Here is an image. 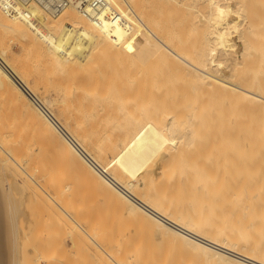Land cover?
<instances>
[{
  "label": "bare ground",
  "instance_id": "obj_1",
  "mask_svg": "<svg viewBox=\"0 0 264 264\" xmlns=\"http://www.w3.org/2000/svg\"><path fill=\"white\" fill-rule=\"evenodd\" d=\"M106 1L101 25L74 4L0 5V264H27L43 229L66 262L59 225L97 264H264V0ZM233 208L250 215L236 232Z\"/></svg>",
  "mask_w": 264,
  "mask_h": 264
},
{
  "label": "rangeland",
  "instance_id": "obj_2",
  "mask_svg": "<svg viewBox=\"0 0 264 264\" xmlns=\"http://www.w3.org/2000/svg\"><path fill=\"white\" fill-rule=\"evenodd\" d=\"M251 2L253 1V3H255L256 2V0H250ZM247 2L249 3V0H247ZM250 2V3H251ZM244 32H246V31H244ZM192 33V32H191ZM196 33V32H195ZM195 33H193V34H195ZM198 33L199 34H201L200 33V30L198 31ZM187 34L190 36V37H194V36H196V34L195 35H193V34H191L190 35V32L188 33L187 32ZM199 34H197V35H199ZM193 35V36H192ZM189 36H187V37H189ZM190 37H189V39H190ZM201 37V36H200ZM186 39V38H185ZM198 39V38H197ZM191 40H193L192 38H191ZM199 41H200V38L198 39ZM256 40H257V38H256ZM255 40V41H256ZM258 40H260V39H258ZM257 40V43H255L254 41L251 43V44H258V43H260L259 41ZM186 44H187V42L186 41H184ZM191 41L189 40V42H188V48H190V43ZM190 43V44H189ZM197 43V44H196ZM199 42H197V40H196V42H195V40L193 41V44H196V46L197 45H199L198 44ZM192 44V45H193ZM259 45V44H258ZM195 46V45H194ZM260 46V45H259ZM259 46H252L250 49H251V53H254L255 52V54H251L252 56V59H253V61L251 60H249V59H245V58H247V56H248V51H249V54H250V49L249 50H245V52H247L246 53V55H245V57L244 58H242V60L244 59V60H246L245 62H247L248 63V65H249V63L250 64H252V62H254V61H256L257 59H254V58H258L259 57V54H258V52H257V50L256 49H259L260 50V48H261V46H262V43H261V46L259 47ZM254 47H257L255 50H252ZM12 48H13V51H15V52H17V53H20L21 52V50H20V47L17 45V44H13L12 45ZM263 48V47H262ZM187 50H190V49H187ZM191 50H192V52L194 53L195 51H196V49H194L195 51H193V48H191ZM261 51V50H260ZM256 52H257V54H256ZM235 55V56H234ZM254 55H256V56H254ZM232 56H234V58L233 59H231V60H233L234 62L236 61V60H238V61H240L241 60V58H240V60H239V58H237V54H234L233 53V55ZM237 59H236V58ZM232 58V57H231ZM235 59V60H234ZM230 60V61H231ZM243 60V61H244ZM249 60V61H248ZM233 61H231V63L233 64ZM238 67H241V66H238ZM243 68V66L239 69V68H236V69H238L236 72H237V74L236 75H238V74H241L243 71H247V70H244V68ZM246 69V68H245ZM243 70V71H242ZM238 71H239V73H238ZM240 71H242L241 73H240ZM246 73V72H245ZM242 74H244V73H242ZM239 76V75H238ZM221 92V91H220ZM222 93V92H221ZM220 93V94H221ZM222 95V97H223V95L224 94H221ZM221 95H220V98L222 99V97H221ZM227 96V95H226ZM226 96L224 95V98H226ZM229 98V96L227 97V99ZM226 99V107H229V106H233V107H230L229 109L230 110H232L233 111V109H234V107H235V102L233 101V99L231 100L230 98L227 100ZM224 101H225V99H224ZM232 102H234L232 105L230 104V103H232ZM3 101H1L0 100V108L1 109H4V107L5 106H2V105H4L5 103H3ZM224 103V104H225ZM253 107H256L255 106V104H250V103H247V104H245V105H240L239 107H237V112H241L242 113V111L245 109V111H246V109H247V112L246 113H249V114H251V113H253L254 111L252 110L253 108H252V106ZM251 106V107H250ZM263 108V107H262ZM261 108V109H262ZM253 111V112H251V110ZM228 110V109H227ZM225 111V110H224ZM227 112V111H226ZM245 113V112H244ZM228 114V113H227ZM226 114V115H227ZM229 114H231V113H229ZM248 114V115H249ZM255 114V113H254ZM259 114H261V113H259ZM232 115H236L235 113H233ZM247 115V114H246ZM252 115V114H251ZM262 115H264V109H263V112H262ZM250 116V115H249ZM195 157V156H194ZM188 158V157H187ZM186 158V159H187ZM197 158V157H196ZM196 158H193V159H195L196 160ZM172 159V158H171ZM189 159H190V161L189 162H191V163H193L195 160H193L192 158H190L189 157ZM199 159V158H198ZM192 160H193V162H192ZM198 162L200 161V160H197ZM197 162V163H198ZM195 163H196V161H195ZM200 163V162H199ZM188 167V166H187ZM244 175H245V173L244 172H241V173H237V172H235V171H232V174H230L229 176H228V180H225L224 181V183L223 184H225L226 185V187L228 188V190H229V192H228V196H229V202H230V204H234V202H232V200H234L235 199V195H234V193L236 192V190L237 189H240L241 188V184H239V185H235L234 184V179H236V177L238 178H241V179H243V177H244ZM143 183V182H142ZM86 205V204H85ZM87 208H88V210H90V208H91V206H86ZM85 207V208H86ZM94 207V206H93ZM93 207L91 208V210H92V212L94 213V216H96V215H98V213H99V211L97 212V210H99L98 209V207L96 206V208H94L93 209ZM231 207H232V205H231ZM243 208V207H242ZM30 209H32V208H30ZM97 209V210H96ZM33 210V209H32ZM87 210V209H86ZM91 210H90V213H91ZM96 211V212H95ZM93 213H91V215L93 214ZM96 213V214H95ZM93 216V217H94ZM250 217V215H245V214H241V215H238V214H236L235 212H234V208H233V210L231 211V213L230 214H225L224 213V216H222V218H223V220L227 223V225H231L232 227H230L231 228V232H236L237 231V229H235L237 226L236 225H244V223L246 222V220H248V218ZM94 219L97 221V219L94 217ZM93 219V221H95ZM91 221V220H90ZM94 224H96V222L94 223ZM99 224V223H98ZM31 226L33 227V225H30V228H31ZM61 227H63L62 225H61ZM60 227V225H59V227L57 226L56 227V234H58L57 236H60V239L58 240V241H65L66 240V245L65 246H63V247H65V248H62V250L60 249L58 252H56L55 254H56V257H57V260L59 259L58 257H61L62 258V255L61 254H63V258L65 257V261L66 262H64V260L62 261V260H58V261H54V264H69V263H72L73 261H75V256H77V255H81L82 254V252H84V251H86V253H85V256H86V258H87V260L88 261H86V264H97V263H95L96 262V260H95V257H93V243H92V240L90 239V238H88V237H86V234H84V232L81 230V229H78V228H76V227H72V226H70V230L72 231V232H70L69 231V229H67V230H65L64 231V227L63 228H61ZM58 228V229H57ZM59 228H61V229H59ZM243 228V227H242ZM35 230L34 229V227L33 228H31V229H29L30 231H27L28 232V234H29V232L31 233V230ZM74 229H76V231L74 230ZM32 230V231H33ZM37 230H38V228H37ZM57 230H58V232L59 233H57ZM36 231V230H35ZM40 231V230H39ZM54 231V230H53ZM78 231V232H77ZM38 232V231H37ZM36 232V233H37ZM65 232V233H64ZM35 233V232H34ZM32 234V233H31ZM40 234V235H39ZM53 236H55L56 234H55V232H53ZM61 235H62V237H61ZM28 236H30V237H27V239L28 240H30L31 242H33V243H35V240H33L32 239V237H31V235H28ZM37 236H39V237H37ZM44 236H45V230L43 229V230H41V232H38L37 233V235H36V238H40L41 240H39L38 242L36 241V244H34V245H36V246H38V247H35V250L37 249V251L36 252H38V253H36L35 252V250H32L31 248V246H33L32 244H29V241L28 240H26V241H28L27 242V244H28V246L29 247H27V249L29 250L28 252H27V264H52V263H50V262H48L47 261V256H48V254L49 255H54V254H50V250L47 248V247H49L50 246V242L48 243L49 244V246H47L45 243L47 242V241H45V238H44ZM56 237V236H55ZM34 238H35V236H34ZM56 238H59V237H56ZM55 240V239H54ZM57 241V240H56ZM41 243V244H40ZM31 245V246H30ZM39 245H40V247H39ZM46 246V247H45ZM94 246H95V244H94ZM34 247V246H33ZM42 247H43V249H42ZM81 248L80 249V252L79 253H77V248ZM47 248V249H46ZM83 248H84V251H83ZM38 249L40 250V251H38ZM45 249V250H44ZM66 249V250H65ZM32 251V252H31ZM47 251H48V253H47ZM61 251H62V253H61ZM63 251H65V252H63ZM45 252V255H47V256H45L43 253ZM60 252V253H59ZM36 253V254H35ZM44 255V257H41V258H38L39 256L38 255ZM59 254V255H58ZM35 255H36V257H35ZM38 256V257H37ZM66 257H67V260H66ZM62 258V259H63ZM93 259V260H92ZM64 262V263H63ZM74 263V262H73Z\"/></svg>",
  "mask_w": 264,
  "mask_h": 264
},
{
  "label": "built area",
  "instance_id": "obj_3",
  "mask_svg": "<svg viewBox=\"0 0 264 264\" xmlns=\"http://www.w3.org/2000/svg\"><path fill=\"white\" fill-rule=\"evenodd\" d=\"M28 2L29 0H23ZM38 2H47V8H54L55 11H60L68 5H77L81 8L82 14L92 20L96 25H101L105 18L110 19L114 13L109 9L108 2L106 0H36ZM18 0H0V5L5 12L20 14L19 9L16 7ZM21 5V4H20ZM24 14L25 9H22ZM21 16V15H20ZM121 21V20H120Z\"/></svg>",
  "mask_w": 264,
  "mask_h": 264
}]
</instances>
